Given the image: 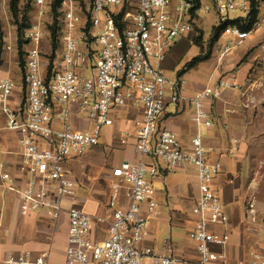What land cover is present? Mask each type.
Masks as SVG:
<instances>
[{
	"label": "built area",
	"instance_id": "built-area-1",
	"mask_svg": "<svg viewBox=\"0 0 264 264\" xmlns=\"http://www.w3.org/2000/svg\"><path fill=\"white\" fill-rule=\"evenodd\" d=\"M53 1L35 0L40 16L52 13ZM76 2L62 0L58 8L62 51L47 64L42 54L46 30L41 22L27 28L25 101L13 100L16 80L0 78V110L7 126L20 133L22 156V182L7 171L2 178L7 189L18 193L20 213L40 215L55 227L67 211L65 264H181L169 237L161 251L141 243L149 234L150 221L162 214L153 183L160 174V161L171 170L190 164L196 169L199 188L193 207L197 220L190 233L199 253L194 264H214L225 258V253L212 250V244L226 245L230 236L211 228L228 220L214 187L222 163L210 160L201 129L215 124L207 101L220 97L225 89H238V75L235 71L223 74L187 99L197 128L187 147L174 130L161 126L168 104L184 98L186 80L177 73L166 74L160 62L179 37L194 29V21L203 12L228 19L246 17L251 1L90 0L86 13ZM237 12L240 15L232 16ZM263 26L264 12L249 31L227 25L221 56L243 45ZM130 105L143 108L135 122L140 158L113 168L106 213L94 215L78 206L66 207L65 201L76 198L79 186L68 160L99 145L103 129L114 124L115 111ZM105 222L107 236L93 240V225ZM49 255L50 250L34 253L23 248L7 253L3 263L49 264ZM240 264H264V254L252 250L249 260Z\"/></svg>",
	"mask_w": 264,
	"mask_h": 264
},
{
	"label": "crops",
	"instance_id": "crops-1",
	"mask_svg": "<svg viewBox=\"0 0 264 264\" xmlns=\"http://www.w3.org/2000/svg\"><path fill=\"white\" fill-rule=\"evenodd\" d=\"M263 32L264 26L251 33L250 37H258L257 44L246 46L244 50L236 48L224 56H221V52L225 41L220 43L219 39L209 59L180 74L186 80L184 98L177 104L169 103L161 121L162 127L174 130L185 146H191L197 128L191 121L194 108L187 99L208 84L216 83L223 74L236 71L239 88L225 89L220 97L207 101L206 107L215 124L201 129L210 160L222 163V169L214 179V187L223 200L228 216L227 222L213 224L211 228L219 234L228 233L230 236L226 245L212 244L215 253L226 255L214 264H240L249 260L252 250L264 254V189L261 187L264 181V103L260 102L264 92V74L258 67L250 72L264 53ZM182 41L160 62L161 69L168 75L179 74L183 68L176 66L179 57L177 45ZM190 51L196 53L195 47ZM0 72V78L9 77L6 62L0 66ZM15 80L18 87L13 100L22 103L23 82ZM142 115L140 105L117 109L114 124L105 130V144L97 145L84 158L68 160V167L75 174L79 186L76 198L65 201L66 207L78 206L94 215L106 213L109 189L114 180L113 168L126 160L136 162L140 158L135 148V122ZM19 137L18 131L7 126V117L0 110V264H4L7 253L23 248L34 253L50 250L51 264L59 224L63 230L62 264H65L69 223L67 211L63 212L58 227H54L50 221L48 224L40 215H22L18 193L7 189L2 178V172L7 171L22 182ZM124 138L125 143L122 142ZM169 174L176 176L173 175L167 182ZM161 180L165 182V189L157 190L162 214L150 221L149 234L141 246H152L161 251L165 237H169L176 255L182 260L181 264H194L199 258L196 243L190 237L197 220L193 213L199 193L196 169L188 164L171 170L160 161V174L153 179L154 186ZM107 233L108 223H95L91 237L101 241Z\"/></svg>",
	"mask_w": 264,
	"mask_h": 264
},
{
	"label": "rangeland",
	"instance_id": "rangeland-1",
	"mask_svg": "<svg viewBox=\"0 0 264 264\" xmlns=\"http://www.w3.org/2000/svg\"><path fill=\"white\" fill-rule=\"evenodd\" d=\"M81 11L87 12V9L89 8L90 5V0H77L76 2ZM19 8L22 11L21 16H20V21H22V15H25V19L22 22H25L27 24L26 27H24L22 35L19 36L18 33V23L16 21L15 16L13 15L11 9H10V0H0V61L3 64L6 62V65L8 66V69L10 70L9 77L13 78L14 80L17 79L19 81L23 82V73H24V68L20 65V52H19V37H21L23 42L22 50H23V57L25 59V54H26V30L27 28L35 23V22H41L44 29L47 32V36L43 38L42 40V54L45 60V63L49 62L51 59L56 57L61 51H62V41L61 37L59 35V29L61 28V19L60 15L55 18L53 11L52 13L49 12L47 15L40 16L39 13V7L35 4V0H20L19 2ZM264 12V0L260 2L259 5V14L257 20L261 17L262 13ZM234 15H240L239 12L232 14ZM221 19H228L226 17H223L221 15L216 14L215 12H203V15L198 16V18L194 21V29L189 31L187 34L182 35L177 39V41L174 43L173 47L176 46V44L180 42L177 45V68H182L192 57L195 55L200 54L203 52L204 54H213V50H215L217 42L214 44L213 48L209 47V42L212 37V30L213 26L217 25ZM54 25H57L58 28V41H57V48L54 49L53 47V41H52V27ZM264 33V32H263ZM197 35H201L202 37V43H203V49L196 44L194 41V38ZM226 36L224 34L221 35L220 43L226 40ZM253 37H248L243 45H240L238 50H244L246 46H253L257 44L258 37L253 38ZM264 38V35H263ZM195 47L196 53L192 54L190 51L191 49ZM172 48L168 51V53L172 50ZM264 50V47H263ZM192 54V56H191ZM175 56V55H174ZM1 64V65H2ZM0 65V66H1ZM256 67L260 69V71L264 74V53L263 56L258 58V60L254 63L253 68L250 70H254ZM236 72V71H235ZM0 74H2L0 72ZM23 101H25L26 97V86L23 84ZM260 102L264 103V92L260 97ZM91 126V125H90ZM107 127L103 129V133L100 137V144L103 145L105 144L106 141H104L105 137V130ZM104 141V142H103ZM88 153V152H87ZM85 154L81 157H85L88 154ZM173 175L175 174H169V177L167 178V182L173 178ZM176 176V175H175ZM89 180H92L91 177L88 178ZM169 179V180H168ZM264 180V179H263ZM156 189H165V182L163 180L159 181L156 183ZM261 187L264 189V181L261 184ZM88 191V190H87ZM92 193V191H91ZM95 196V195H94ZM97 197V195H96ZM48 224L50 222L46 221ZM58 227V226H57ZM57 234L55 236L54 240V249H53V258H52V263L51 264H62L63 261V249H64V237H63V230L60 227L56 229ZM164 231H161V234H163Z\"/></svg>",
	"mask_w": 264,
	"mask_h": 264
},
{
	"label": "trees",
	"instance_id": "trees-1",
	"mask_svg": "<svg viewBox=\"0 0 264 264\" xmlns=\"http://www.w3.org/2000/svg\"><path fill=\"white\" fill-rule=\"evenodd\" d=\"M251 1V10L249 12V14L246 17H236V18H232V19H221V21L217 24L213 26V30H212V37L210 39L209 42V47L210 50L211 48H213L214 44L216 42H218L219 38L222 35L223 30L225 29V27L229 24L232 25H237L239 27H241L243 30L249 31L251 30L254 25L256 24V22L258 21V14H259V5L260 2L263 0H250ZM19 2L20 0H10V9L13 13V15L16 18V21L18 23V33L19 36L22 35L23 29L24 27L27 26V24L25 22H22L26 17L23 14L22 15V21H20V16L22 11L19 8ZM61 2L62 0H54L53 4H52V11L54 14V17L57 18L59 16V10L58 8L61 6ZM19 52H20V65L24 68L25 65V59L23 57V50H22V46H23V42L21 37H19ZM52 41H53V47L54 49L57 48V41H58V28L57 25H54L52 27ZM194 41L196 42V44H198L201 48L203 47V43H202V37L201 35H197L194 38ZM203 49V48H202ZM211 55V51L210 54H204L203 52H201L198 55H195L190 61H188L183 68L179 71V74H182L183 72H185L187 69L199 64L200 62L209 59ZM1 61H0V65H1Z\"/></svg>",
	"mask_w": 264,
	"mask_h": 264
}]
</instances>
